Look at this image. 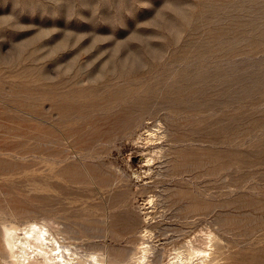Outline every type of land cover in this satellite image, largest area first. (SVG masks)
<instances>
[{"label":"rangeland","instance_id":"374dc122","mask_svg":"<svg viewBox=\"0 0 264 264\" xmlns=\"http://www.w3.org/2000/svg\"><path fill=\"white\" fill-rule=\"evenodd\" d=\"M165 214L264 264V0H0V252L32 219L135 251Z\"/></svg>","mask_w":264,"mask_h":264},{"label":"bare ground","instance_id":"6f19581e","mask_svg":"<svg viewBox=\"0 0 264 264\" xmlns=\"http://www.w3.org/2000/svg\"><path fill=\"white\" fill-rule=\"evenodd\" d=\"M160 129L161 126L147 129L146 143L161 139L163 135ZM148 161H151V158ZM150 201L153 202V199ZM201 216L199 211L194 213L195 219L199 222ZM161 217L150 218L141 233L142 241L138 244L137 251L128 248L116 250L109 245L96 243L85 249H82L81 245L73 247L71 243L61 241L49 227L50 225L34 219L27 220L24 225L5 224L1 232L4 246L0 255L7 259L6 264H165L163 261L165 256L168 264H226L224 262L226 255L224 251L222 252L224 246L218 244V239L212 230L206 232L202 244V229L198 228L199 223L197 229L193 231L184 228L189 221H186L184 226H177L171 230L169 224L163 225L164 228L161 227L169 215L165 214ZM187 218L189 215L185 216V219ZM150 226L152 228H149ZM154 227L159 228V233H155ZM169 231L173 234L170 235ZM109 232L103 236L105 238L116 236L113 234L117 232L114 233L111 229ZM158 234L165 235L168 241L171 240L169 243H175L174 246L170 249L165 248L164 251L158 250L153 242ZM94 236L100 235L94 234Z\"/></svg>","mask_w":264,"mask_h":264}]
</instances>
